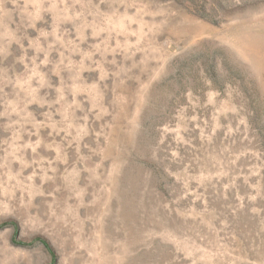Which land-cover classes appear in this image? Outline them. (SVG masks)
Returning a JSON list of instances; mask_svg holds the SVG:
<instances>
[{"label": "rangeland", "instance_id": "obj_1", "mask_svg": "<svg viewBox=\"0 0 264 264\" xmlns=\"http://www.w3.org/2000/svg\"><path fill=\"white\" fill-rule=\"evenodd\" d=\"M0 264H264V0H0Z\"/></svg>", "mask_w": 264, "mask_h": 264}]
</instances>
